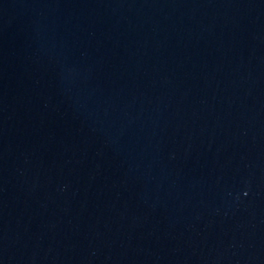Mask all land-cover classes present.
I'll use <instances>...</instances> for the list:
<instances>
[{
  "label": "water",
  "instance_id": "obj_1",
  "mask_svg": "<svg viewBox=\"0 0 264 264\" xmlns=\"http://www.w3.org/2000/svg\"><path fill=\"white\" fill-rule=\"evenodd\" d=\"M0 264H264V0H0Z\"/></svg>",
  "mask_w": 264,
  "mask_h": 264
}]
</instances>
